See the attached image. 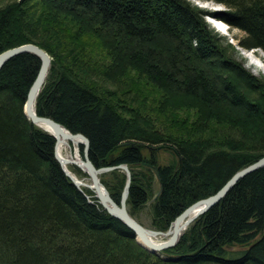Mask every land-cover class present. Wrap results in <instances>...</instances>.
Segmentation results:
<instances>
[{
    "label": "trees",
    "instance_id": "16d2710c",
    "mask_svg": "<svg viewBox=\"0 0 264 264\" xmlns=\"http://www.w3.org/2000/svg\"><path fill=\"white\" fill-rule=\"evenodd\" d=\"M212 1L226 9L209 12L191 0L0 6V52L33 43L51 57L37 114L85 135L96 167L126 164L128 211L134 217L147 204L156 230L264 155V79L205 20L217 16L243 32L238 47L264 52V0ZM39 65L21 53L0 69V264H264V167L239 179L175 246L150 252L90 189L71 182L54 137L25 116ZM101 80L122 88L106 91ZM147 145L168 146L174 160L160 165ZM144 163L158 168L160 183ZM105 175L118 202L125 173Z\"/></svg>",
    "mask_w": 264,
    "mask_h": 264
},
{
    "label": "water",
    "instance_id": "95a60500",
    "mask_svg": "<svg viewBox=\"0 0 264 264\" xmlns=\"http://www.w3.org/2000/svg\"><path fill=\"white\" fill-rule=\"evenodd\" d=\"M21 53H33L40 60L38 71L26 94L23 109L25 116L34 125L43 129L54 137V156L59 162L62 171L71 180V182L80 191H83L82 188L90 189L94 194L93 196L96 198L97 202L102 206V208L110 215L119 219L124 225H126L130 230H132L137 242L150 252H160L162 250L175 246L179 241L180 237L185 232L186 228L198 216L202 215L204 212H206L208 209L218 203L239 179L254 170L264 167L263 155L255 162L236 171L214 194H211L205 198H201L191 203L178 216L175 217L173 222L165 231L146 228L129 213L127 208L128 189L131 181L130 168L126 164L96 167L89 158V140L85 135H83L82 133H72L65 126L56 122L52 118L47 116H40L37 114L35 108L36 98L45 81L51 64L50 55L45 50L33 43L20 44L0 52V69L9 59ZM60 141H68L77 145V160H72L68 158L61 159L59 157L56 148L57 144ZM79 145H82V156H80L79 154ZM145 147H147L149 150H159L162 148H167L168 146L158 145L156 147H152L147 145ZM178 161L180 162V159H178ZM69 163L76 165L77 167L82 169L88 175L89 181L84 182L82 179H79L73 172L72 173L74 175L68 169H66L65 164ZM144 165H147L154 172L156 180L158 181V183H160L158 168L156 166L146 163H144ZM114 169H121L125 173V183L122 188L120 199L118 202H116L111 197L109 191L100 179V175L102 173ZM160 190L161 186L159 187V191L156 194H158ZM85 196L89 199L88 195ZM89 201L92 202V200L90 199ZM152 237H154V239L159 237L165 239L161 241L158 240L155 242L152 240Z\"/></svg>",
    "mask_w": 264,
    "mask_h": 264
},
{
    "label": "rangeland",
    "instance_id": "374dc122",
    "mask_svg": "<svg viewBox=\"0 0 264 264\" xmlns=\"http://www.w3.org/2000/svg\"><path fill=\"white\" fill-rule=\"evenodd\" d=\"M9 0H0V6H2L3 4H5L6 2H8ZM194 4H196L198 7L209 11V12H214V13H219L221 11H224L226 8L221 4H218L212 0H191ZM216 3V4H215ZM221 6V7H220ZM206 22L209 24V27L217 34L225 37L228 42L230 44H232V46L234 47V49L237 51L236 53L234 52V58H236L237 60L242 61L243 65L245 68H247L248 70L251 71V73H253V75L257 76V77H261L264 79V52L260 51L258 49H250L247 52L242 50L240 47L237 46V39L241 38L243 35V32L235 29V28H230L228 29V25L226 23H220L219 22V27L223 28V29H227L225 30V34L219 33L217 32L212 25L210 24L211 22H209V20L207 18H205ZM249 52V53H248ZM246 54V56H245ZM249 56V57H248ZM258 60V61H257ZM257 61V62H256ZM251 62V63H250ZM253 62V64H252ZM101 84L102 86H104V90L106 91H112V90H117L122 88V86H120L117 83H114L112 81H108V80H101ZM134 94L131 93L129 95V98H133ZM140 102V98H138L137 100H135V104ZM182 110L180 111H176V115H178L179 113H181ZM154 115H156L155 113H153ZM180 116V115H179ZM156 126H159V122H156L155 124ZM80 146V145H79ZM77 148V147H76ZM156 156H157V163H159L160 165H165V164H169V162L173 159V155L170 152V150H168L167 148H162L159 150H156ZM65 154V152H64ZM80 154V151H79ZM144 155L148 156V151L144 150ZM73 165V164H70ZM76 166V165H73ZM69 167V166H68ZM77 167V166H76ZM79 168V167H78ZM82 174L79 173H74L79 179H82L84 182H88V175H85V172L80 169ZM72 171V170H71ZM106 172L102 173L100 176L102 177V179H108V175H105ZM134 218L141 223L143 226H145L146 228L149 229H154L152 224H151V217L149 214V208L146 206H143L140 210H138L134 216ZM160 241L164 240L165 238H158ZM236 250H241L243 249V247L241 246H237L235 247Z\"/></svg>",
    "mask_w": 264,
    "mask_h": 264
},
{
    "label": "bare ground",
    "instance_id": "6f19581e",
    "mask_svg": "<svg viewBox=\"0 0 264 264\" xmlns=\"http://www.w3.org/2000/svg\"><path fill=\"white\" fill-rule=\"evenodd\" d=\"M216 4V3H215ZM222 6V5H221ZM220 6V7H221ZM218 14V13H217ZM220 14V13H219ZM206 18L208 19V20H210V24L212 25V27L217 31V32H219V33H222V34H225L226 32H225V30H227V29H223V28H221V27H219V22L220 23H226L225 21H223L222 19H220V18H218L217 16H214L213 14L212 15H207L206 16ZM227 24V23H226ZM228 25V24H227ZM231 27L228 25V29H230ZM247 52V51H246ZM249 53V52H248ZM245 56H246V54H245ZM249 57V56H248ZM258 61V60H257ZM256 61V62H257ZM251 63V62H250ZM252 64H253V62H252ZM76 147H77V145L75 144V143H71V142H68V141H60L58 144H57V148H56V150H57V153H58V155H59V157L61 158V159H64V158H68V159H75V160H77L78 159V154H77V151H76ZM64 152H65V154H64ZM71 163H69V164H65V167H66V169H68L71 173H72V171L69 169V165H70ZM73 174V173H72ZM74 175V174H73ZM235 185V184H234ZM233 185V186H234ZM84 191V190H83ZM160 238V237H159ZM152 240L153 241H158L159 239L158 238H155L154 239V237H152Z\"/></svg>",
    "mask_w": 264,
    "mask_h": 264
}]
</instances>
